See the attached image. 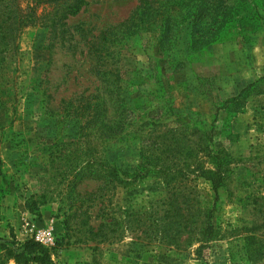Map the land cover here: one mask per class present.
Wrapping results in <instances>:
<instances>
[{
  "label": "rangeland",
  "instance_id": "obj_1",
  "mask_svg": "<svg viewBox=\"0 0 264 264\" xmlns=\"http://www.w3.org/2000/svg\"><path fill=\"white\" fill-rule=\"evenodd\" d=\"M32 1L19 2L25 16ZM73 1L60 0L46 12L40 7L39 25L20 31L7 51L0 47V240H35L54 264H264V95L249 97L238 111L233 105L232 122L223 107L264 78V0L220 30L216 21L204 24L206 40L195 45L192 25L182 26L172 50L161 43V26L128 27L140 0H86L60 24L59 33H67L52 34V18L63 17ZM238 5L232 14L242 11ZM109 83L128 111L119 118L127 122L121 137L107 144L102 123L90 127L72 105L110 101ZM203 145L230 155L233 176L218 193L219 240L199 259L196 247L186 248L187 236L176 240L181 219L153 210L169 198L159 177L164 168L180 173L193 199L197 186L215 201L211 183L197 178ZM106 157L140 176L131 193L121 189L116 196L118 242L88 238L82 214L98 228L97 207L77 212L73 230L66 227L75 215L72 201L98 188L84 170ZM131 206L149 212H123ZM182 213L198 221L192 229L199 227L201 212ZM0 264L17 263L0 251Z\"/></svg>",
  "mask_w": 264,
  "mask_h": 264
},
{
  "label": "trees",
  "instance_id": "obj_2",
  "mask_svg": "<svg viewBox=\"0 0 264 264\" xmlns=\"http://www.w3.org/2000/svg\"><path fill=\"white\" fill-rule=\"evenodd\" d=\"M20 1L0 0V47H5L6 51L9 47L11 48L12 42L17 40L20 31L39 25L37 11L40 7H44L46 12L53 3H57L60 0H33L32 3H35V6L28 3V9L32 8V13L28 16L24 15L25 11L21 9ZM255 2L256 0H140L139 9L128 21V27L137 29V31L141 29L149 31L152 29L158 30L161 26L160 28L163 31H161L160 35L161 43L163 44L165 41V43L170 44L169 48L172 50L171 41L175 43L178 41L182 26L189 23L192 25V41L195 42V45L206 40L203 29L206 30L207 27L203 28L204 24L216 21L219 26L215 28L220 27V30L232 19L236 17L237 20L244 18L247 14L245 12L251 5L250 3ZM234 3L239 4L238 8L239 11L242 10L241 12L232 14L231 6ZM86 5V0H74L62 11L63 17L56 14L52 18V34L58 36L61 33H59V29L62 27L60 24L71 16L78 15ZM63 26H66V23ZM66 33L67 30L61 35ZM104 77H106L105 73ZM121 88H118L117 91ZM106 93L110 101L106 99L96 104H82L81 102L80 106L72 105V107L77 117H88L90 127L96 126L97 123L101 122L108 137L105 143L109 144L121 137L120 135L122 134H119V132L124 129V125L127 122H124V118L119 121V118L125 116L128 109L123 104L118 106V102L115 101V97L112 95L113 91L110 83L106 88ZM257 95H264V78L248 86L239 95L224 103L223 107L229 115L228 119H230H227L226 123L232 122V119L237 118L236 113L234 114L233 109L231 110L233 105L236 106V111H238L244 107L249 97ZM1 97L0 100H3ZM124 102L122 100V103ZM81 110H83V113L78 114ZM111 110L114 111V114H111ZM201 138H208V132H203ZM203 147L200 149L202 157L197 178L205 179L211 183L212 191L217 195L215 201H212L213 197L205 195L197 186H195L194 193H197V198L199 199H193V192H189L187 184L180 181L182 177L180 173L172 174L168 168H164L160 170L159 177L164 182L169 198L157 201L155 204H158L159 208L153 210L154 212H172V218L181 219L180 224L185 225V227L177 231L176 240H182L184 236H187L185 241L186 248L196 247L195 255L199 259H203L205 250L214 241L219 240L220 231L214 224L218 193L220 190L228 188L233 176V159L228 153L225 151L214 152L208 145H203ZM208 161H210V167L206 163ZM150 165L142 166L144 167L143 171H147ZM84 173L85 176L87 175V179L98 183V188L72 201L71 209L74 210L75 215L71 216L66 222L67 230H73L71 220L81 217L77 216V212H91L90 210L97 207L99 215L95 220L101 221L98 228L89 224V220L93 219L91 215H88V213L82 214V217H86L82 225L88 228V238L92 241H97L98 239H102L103 242L120 241L123 237L120 231L121 223L116 216V212H118L116 196L121 189L131 193V189L137 183L136 180L140 177L137 170L125 172L115 162L110 161L106 157L98 165L90 162ZM155 204L152 205V208ZM123 212L149 211L145 206L140 208V210L131 206L128 210H123ZM182 212H201L199 227L192 229L193 225L198 224V221L193 220L194 218L190 213L183 215ZM252 240H256V238ZM0 251L5 252L7 260L15 261L17 264H54L50 251L35 240H28L18 245L0 240Z\"/></svg>",
  "mask_w": 264,
  "mask_h": 264
},
{
  "label": "crops",
  "instance_id": "obj_3",
  "mask_svg": "<svg viewBox=\"0 0 264 264\" xmlns=\"http://www.w3.org/2000/svg\"><path fill=\"white\" fill-rule=\"evenodd\" d=\"M243 117H245V119H247V118L249 117V115H246V116L244 115ZM240 119H241V118H240ZM242 119H243V118H242Z\"/></svg>",
  "mask_w": 264,
  "mask_h": 264
}]
</instances>
